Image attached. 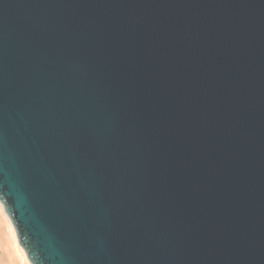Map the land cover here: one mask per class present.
I'll return each mask as SVG.
<instances>
[{"label":"water","instance_id":"95a60500","mask_svg":"<svg viewBox=\"0 0 264 264\" xmlns=\"http://www.w3.org/2000/svg\"><path fill=\"white\" fill-rule=\"evenodd\" d=\"M0 201L31 264H264V0H0Z\"/></svg>","mask_w":264,"mask_h":264},{"label":"bare ground","instance_id":"6f19581e","mask_svg":"<svg viewBox=\"0 0 264 264\" xmlns=\"http://www.w3.org/2000/svg\"><path fill=\"white\" fill-rule=\"evenodd\" d=\"M0 264H31L0 201Z\"/></svg>","mask_w":264,"mask_h":264}]
</instances>
